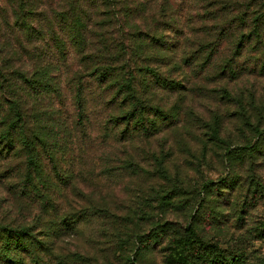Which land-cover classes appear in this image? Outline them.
Here are the masks:
<instances>
[{"label":"trees","instance_id":"1","mask_svg":"<svg viewBox=\"0 0 264 264\" xmlns=\"http://www.w3.org/2000/svg\"><path fill=\"white\" fill-rule=\"evenodd\" d=\"M255 75L264 77V0H0V264H139L168 226L140 232L134 212L115 204L107 187L120 169L75 170L73 160L89 159L87 137L95 127L100 144L174 132L193 157L196 143L219 140L225 119L240 120L255 95L238 83ZM160 92L174 102L209 94L218 108L209 135L194 121L180 126L181 107L153 105ZM149 148L152 163L127 161L123 175L169 204L181 167L166 165L174 152ZM185 232V246L168 242L165 264H264ZM69 235L90 249L64 254Z\"/></svg>","mask_w":264,"mask_h":264},{"label":"rangeland","instance_id":"2","mask_svg":"<svg viewBox=\"0 0 264 264\" xmlns=\"http://www.w3.org/2000/svg\"><path fill=\"white\" fill-rule=\"evenodd\" d=\"M161 72L165 73L166 69L162 68ZM244 78L243 82L238 83V88L246 89L247 95L253 90L255 95L252 100L246 96L243 103L246 113L237 111L238 107L233 105L231 112H240V120L225 119L218 136L220 142L208 139L211 142L205 148L196 143L191 152L193 157L179 151L174 132H168L166 138L162 134L149 138V141L134 138L129 142H122L111 138L100 144L99 130L95 127L86 142L90 149L89 159L73 160L76 171L90 164L110 165L120 169L107 188L113 191L111 198L115 204L134 212L136 219L141 222L140 232L148 233L157 224L168 226L169 231L160 235L163 239L159 240L163 244L151 242V252L146 251L139 264H165L168 242L178 248L185 246L189 241V234L185 232L188 227L208 245L218 246L217 249L221 252L243 250L251 259L264 260V77L255 75ZM230 88L235 91L236 86L231 85ZM159 95L152 102L153 105L164 110H169L174 105L181 107L180 126L187 127V124L194 121L198 124L201 138H205L203 134L207 132L206 135H209L212 116L218 109L215 108L214 100L209 99V94L208 97H204L203 93H195L193 96L184 94L180 99L181 104L179 101L174 102L175 97L170 99L164 92ZM225 111L226 107L222 104L220 112L225 114ZM92 124H95V119H92ZM257 125L260 129L256 133L253 129ZM78 144L81 149L85 146V136L83 139L78 137ZM150 146L159 154L174 152V157L166 160V165L170 168L175 164L181 167L179 181L174 183L176 187L168 198L169 204H165L167 200H162L164 205H161L159 195L156 194L160 188H156L153 193L148 191L145 182L140 183L137 188L133 182L127 181V175H123L122 168L127 161L141 166L152 163ZM107 155L109 160L106 159ZM206 181L212 182L207 192H192L194 182L201 184ZM125 185L129 188L128 192L124 191ZM199 188L197 186L196 189ZM0 198H7L1 190ZM75 203L79 207L85 206L83 202ZM1 205L4 206V212L6 205ZM126 215L132 213L127 212ZM6 217L11 220L15 218V213L7 214ZM100 237H103V243L105 237L102 234ZM98 240L100 242L99 238ZM63 243L64 254L75 251L86 253L90 249L86 242L74 235L65 237Z\"/></svg>","mask_w":264,"mask_h":264}]
</instances>
